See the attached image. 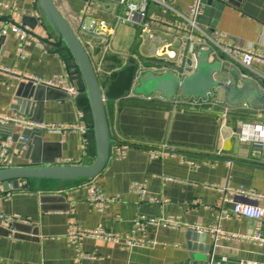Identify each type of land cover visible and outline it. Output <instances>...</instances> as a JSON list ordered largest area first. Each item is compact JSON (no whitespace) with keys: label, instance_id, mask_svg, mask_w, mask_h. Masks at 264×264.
Instances as JSON below:
<instances>
[{"label":"crops","instance_id":"obj_1","mask_svg":"<svg viewBox=\"0 0 264 264\" xmlns=\"http://www.w3.org/2000/svg\"><path fill=\"white\" fill-rule=\"evenodd\" d=\"M162 1L171 9L149 6L154 35L150 38L147 34L141 36L138 26L128 22L115 26L105 37L81 32L82 24L92 19L113 23L114 17L124 11L116 0H53L84 45L101 87L107 90L115 145L129 149L119 160L110 155L103 173L92 180H29L27 189L2 195L0 264H264V246L251 240L260 224L246 218L226 219L223 215L231 214L234 206L221 202V191L226 186L264 195V163L260 160L264 154H257L255 146L241 142L240 137L245 125L264 120V102L248 104L250 111L241 109L243 104L237 105L238 110L223 128L217 114L171 111L166 105L145 102L135 94L139 85L138 62L152 66L156 50L164 45L179 52L188 26L175 12L189 17L198 0ZM198 24L209 33L217 32L220 44L250 47L256 54L264 55V0H232L225 8L211 7ZM13 26L31 30L50 42L57 41L37 0H0V145L8 138L13 141L0 169L32 162L90 165L95 159L94 146L90 133L81 128L88 127L91 119L79 102L80 93L72 97L44 86L46 91L35 100V87L39 85L28 87L29 81L22 79L26 76L51 80L64 76L77 89L69 73L68 52L64 47L56 50L47 46L27 33L28 41L23 42L11 31ZM217 61L228 65L229 73H220L216 79L233 83L236 73L241 76V84L243 68L230 67L220 56H210V63ZM253 68L264 77V64L255 62ZM251 81L259 85L260 95L264 96V84ZM214 96L226 102L224 90H218ZM5 118L22 119L36 126L28 144L21 143L23 129L2 125ZM54 124L76 126L77 130H46V126ZM163 145L173 153L152 158L153 153L162 152ZM137 183L145 185V200L133 191ZM92 190L107 197L119 196L120 202L99 211L87 201ZM148 198L160 203L148 202ZM14 216L22 220L14 222L29 226L22 229L25 236L36 233V240L9 235L14 222L7 223L5 219ZM220 216L224 219L219 222ZM143 217L179 219L182 226H148L144 235L156 245L132 250L92 239L78 246L67 239L72 225L85 230L102 226L121 237L132 236L136 221ZM218 225L227 233L247 238L215 243L210 234L191 229ZM258 231L264 237V220Z\"/></svg>","mask_w":264,"mask_h":264},{"label":"built area","instance_id":"obj_2","mask_svg":"<svg viewBox=\"0 0 264 264\" xmlns=\"http://www.w3.org/2000/svg\"><path fill=\"white\" fill-rule=\"evenodd\" d=\"M121 4L124 7L123 13L117 14L114 17L113 23L106 20L92 19L88 24H82L81 32L93 37H105L109 31L115 26L121 23H131L132 25L138 26L140 30V35H149L150 38H154L151 32V22L148 18V9L151 4L160 5L171 9L162 0H121ZM178 17L183 19L188 30L184 32V38L181 41L179 52L171 50V45H164L156 50L154 62L152 66H146L145 64L138 62V70L136 75V80L147 73L153 72L155 74H163L167 72L175 73L177 76L183 78L193 72L196 68V62L202 51H211L213 56H224L226 62L230 67H238L244 69L243 79L247 80H257L264 84V77L256 72L253 68L255 62L264 64V55L256 54L250 47H240L223 45L217 42L216 37L219 34L216 32L209 33L204 30L198 24V18L204 14V5L201 0H198L192 7L189 17H185L182 14L175 12ZM20 26H13L12 32L21 39L23 42L28 41L26 32ZM2 34L7 35V29L2 30ZM45 49L44 45L41 46ZM107 47V46H106ZM20 54L23 53L22 49L19 50ZM4 72H10L9 69H4ZM260 75V76H259ZM22 79L26 81L33 82L35 85H42L47 88L61 90L66 92L72 97H77L79 91L67 83L64 76H55L51 80H42L37 78H28L23 76ZM231 82H227V86H231ZM141 100L145 102H158L160 104L166 105L171 111L186 113L190 111L195 112H207L211 114L219 115L222 123V127L226 126L228 118L238 110L239 106L232 107L228 105L224 100L216 96H210L208 99H183L181 97H176L174 99L168 100L161 95H151L149 97H140ZM241 109L245 111L252 110V107L248 104H243ZM2 125H12L13 127H18L24 131H31L36 126L28 121L18 119V118H5L1 121ZM90 126V125H89ZM85 127L81 130L85 133H90V128ZM38 127V126H37ZM47 131L52 133H60L66 131L77 130L76 126H65V125H50L45 127ZM246 130L240 135L241 142L250 143L255 146V152L263 156L264 154V120H260L253 125H245ZM29 139L26 137L21 138V143L26 145ZM13 141L8 138L4 140L0 145V164L5 160L10 152ZM129 146H113L111 149V155L119 160L122 159ZM173 153L166 145L162 146L161 153H153L152 158H163L168 157ZM261 163H264V158H260ZM133 191L138 194L142 200L146 199V188L144 184L137 183L133 187ZM222 203H231L234 207L231 214H224L226 219H239L246 218L252 221H257L260 225L264 220V195L256 191H248L245 188L238 187L237 189L230 186L222 188ZM148 202L159 204L160 201L154 198H148ZM90 206L102 211L105 207L111 205L112 203L120 202V197H107L104 194L92 190L87 199ZM220 216L219 222L224 219ZM7 223H12L14 221H21L19 216H14L11 218H6ZM255 231V234L251 240L256 241L261 246H264V237L259 233V228ZM148 226L162 227L166 229H176L182 226L179 219L174 218H160V219H147L139 218L135 223V232L132 236L121 237L113 232L107 231L102 226L97 227L93 230H85L79 226H70L67 239L69 242L75 245H80L86 239L99 240L105 243H112L119 245L127 250H132L136 247H150L156 245L154 242L147 241L144 231ZM192 230L200 234H210L215 243L221 242V240H231L238 241L244 240L247 237L230 234L223 230L222 225L215 227H191Z\"/></svg>","mask_w":264,"mask_h":264},{"label":"water","instance_id":"obj_3","mask_svg":"<svg viewBox=\"0 0 264 264\" xmlns=\"http://www.w3.org/2000/svg\"><path fill=\"white\" fill-rule=\"evenodd\" d=\"M44 20L51 28L53 34L57 37L56 42H50L47 39L37 36L31 30H24L27 34L36 36L41 42L56 50L64 47L70 56L69 73H79L84 84V94L90 107L91 124L90 139L94 146L95 159L90 165L83 166H61L55 162L40 164L32 162L28 165L17 166L14 168L0 169V197L21 188L27 189L29 180H53L64 182H77L83 180H92L103 173L111 155L112 146L116 144L113 140V132L108 117L107 110V90L101 87L96 70L87 54L78 35L59 12L53 0H37ZM86 3L96 0H82ZM121 2V0H116ZM204 5V13L211 7L218 6L225 8L226 3L232 0H201ZM206 6V7H205ZM204 15V14H203ZM200 16L198 20L203 17ZM197 20V21H198ZM36 23L37 20H35ZM23 28V27H22ZM24 29V28H23ZM33 29V27H31ZM3 39V38H2ZM1 39V40H2ZM211 51H202L196 62V68L189 75L181 78L175 73L167 72L155 74L147 72L138 80V86L135 89L137 96L149 97L151 95H161L171 100L176 97L183 99H208L218 90L226 92V103L232 107L239 104H254L257 101L264 102V96L260 95L259 85L256 82L243 79L239 84L240 75L234 74L233 83L227 86L225 83L216 79L220 73H229V66L217 61L209 62ZM215 57V56H214ZM224 62L226 58L220 56ZM245 72L243 71L242 74ZM25 85V83H23ZM241 85V86H240ZM34 87V83L29 81L28 87ZM51 90V89H47ZM46 91L45 87L39 85L35 87V100ZM63 93V92H62ZM65 94V93H64ZM32 131H24L22 137L29 139ZM29 143V142H28ZM26 143V144H28ZM29 227L22 223L14 222L12 231L9 235L20 239L36 240L37 234L32 237L25 236L22 229Z\"/></svg>","mask_w":264,"mask_h":264},{"label":"trees","instance_id":"obj_4","mask_svg":"<svg viewBox=\"0 0 264 264\" xmlns=\"http://www.w3.org/2000/svg\"><path fill=\"white\" fill-rule=\"evenodd\" d=\"M70 68V66H69ZM70 77H71V81L72 83L74 84V86L77 87L80 95H79V102L81 104V106L84 108L85 112L90 116V107H89V103H88V100L83 92L84 90V84L82 82V79L79 75L78 72H76L75 74H70ZM90 119H91V116H90ZM91 133V131H90Z\"/></svg>","mask_w":264,"mask_h":264}]
</instances>
